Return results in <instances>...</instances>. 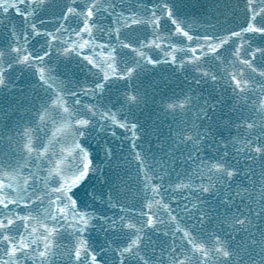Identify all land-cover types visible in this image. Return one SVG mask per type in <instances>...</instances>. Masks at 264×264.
I'll return each mask as SVG.
<instances>
[{
	"label": "snow or ice",
	"instance_id": "obj_1",
	"mask_svg": "<svg viewBox=\"0 0 264 264\" xmlns=\"http://www.w3.org/2000/svg\"><path fill=\"white\" fill-rule=\"evenodd\" d=\"M0 264H264V0H0Z\"/></svg>",
	"mask_w": 264,
	"mask_h": 264
},
{
	"label": "water",
	"instance_id": "obj_2",
	"mask_svg": "<svg viewBox=\"0 0 264 264\" xmlns=\"http://www.w3.org/2000/svg\"><path fill=\"white\" fill-rule=\"evenodd\" d=\"M115 143H116V146L118 147L119 146V142L118 141H115ZM127 146V145H126Z\"/></svg>",
	"mask_w": 264,
	"mask_h": 264
}]
</instances>
